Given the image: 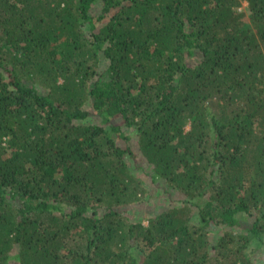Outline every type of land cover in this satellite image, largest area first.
I'll return each mask as SVG.
<instances>
[{"label": "trees", "instance_id": "obj_1", "mask_svg": "<svg viewBox=\"0 0 264 264\" xmlns=\"http://www.w3.org/2000/svg\"><path fill=\"white\" fill-rule=\"evenodd\" d=\"M258 255L264 0H0V264Z\"/></svg>", "mask_w": 264, "mask_h": 264}, {"label": "rangeland", "instance_id": "obj_2", "mask_svg": "<svg viewBox=\"0 0 264 264\" xmlns=\"http://www.w3.org/2000/svg\"><path fill=\"white\" fill-rule=\"evenodd\" d=\"M242 10L247 12V4L243 3L242 6ZM146 179L145 184L146 186L152 190L155 187V183H153L151 181V178L149 177H144ZM145 204L141 205H137L136 209H134V211L132 212V216H133V220L135 221H140L143 222L145 225L148 224L147 219L145 218V216H149V215H157L159 214V211L161 210V208L166 204V206L169 204L168 201L165 200V198L163 196L158 195L157 193L154 195L153 198H151V200H147L144 199ZM260 258L261 257V262L260 264H264V257L258 255Z\"/></svg>", "mask_w": 264, "mask_h": 264}]
</instances>
